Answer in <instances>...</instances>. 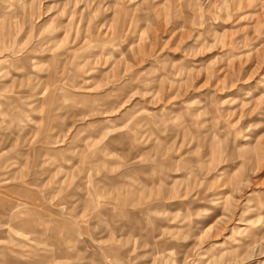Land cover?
<instances>
[{"label": "rangeland", "instance_id": "1", "mask_svg": "<svg viewBox=\"0 0 264 264\" xmlns=\"http://www.w3.org/2000/svg\"><path fill=\"white\" fill-rule=\"evenodd\" d=\"M0 264H264V0H0Z\"/></svg>", "mask_w": 264, "mask_h": 264}]
</instances>
